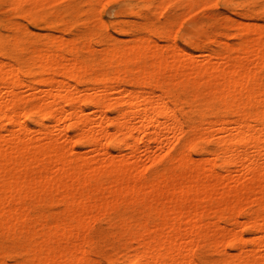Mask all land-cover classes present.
<instances>
[{"label": "bare ground", "instance_id": "1", "mask_svg": "<svg viewBox=\"0 0 264 264\" xmlns=\"http://www.w3.org/2000/svg\"><path fill=\"white\" fill-rule=\"evenodd\" d=\"M257 2L0 0V264H264V24L182 36Z\"/></svg>", "mask_w": 264, "mask_h": 264}, {"label": "rangeland", "instance_id": "2", "mask_svg": "<svg viewBox=\"0 0 264 264\" xmlns=\"http://www.w3.org/2000/svg\"><path fill=\"white\" fill-rule=\"evenodd\" d=\"M249 4H250L249 10L247 9L248 8L247 5L243 6V8H244L243 9L241 7H235V6L229 7V6H226V5L221 4V3L214 4L212 6H205V7L200 8V9H196L193 12L189 13L188 15H185L186 23H185L184 29L182 31V34H184V35H182V36H184V38L186 37V39L191 40V41H187V43L190 44V49L195 51V52H198L197 49L201 48L200 51H202L203 53H206L208 50H210L212 48L213 43L215 42L213 40L216 38L218 40H220V41H216V43L219 42L216 45V47H218V49L219 48H226L228 46L229 47L234 46L238 42V39L236 37H234L233 35L231 36V32H232L233 28H232L231 21L225 20L227 16L232 17V19H234L238 22L239 21L244 22V21L248 20L249 23L254 22L256 24V23L260 22V24H264V8L261 5V3L257 2L256 4H253V3H249ZM243 10H245V11H243ZM103 11H104V17L108 21L110 27H112V28L114 27V29H115L117 27V23H115V19L117 18V11H118L116 6L108 4L104 7ZM247 11L251 12L252 16H251V13L249 15L248 14L249 12H247ZM245 12L249 18H247V15L245 14ZM2 15H3V11L0 10V16H2ZM4 16L7 17V15H4ZM243 16H245V17H243ZM252 18H253V20H252ZM221 21L222 22L224 21V23H221ZM113 22H114V25H113ZM200 23H204L205 25H203L201 28V25L199 26ZM254 23H251V24H254ZM197 26H199V29H195ZM112 28L110 31L114 32L115 30ZM229 32H230V34H229ZM42 33H45V30H42ZM121 38L126 39V36H121ZM155 43L158 46L164 47V48H166L170 44L169 41H165L163 39H160L159 37H156ZM196 45H198L199 47H197ZM186 62H188V64H190V59H187ZM206 63H207L206 60L196 61V64L199 67L201 65L206 64ZM79 150L82 152V154L88 153L87 152L88 148H86V147H81ZM144 152H145L144 147L140 148L137 156L139 157L138 161L140 163V166H142V167L146 166L147 167L150 163H149V160L146 158ZM228 169L230 171H232V176L239 174L235 171L234 167H229ZM231 169H233L234 171ZM239 175H241V174H239ZM125 207H126L125 204H123V206L122 205L120 206L121 210H124ZM250 208L254 209V206H252V207L250 205H248L247 207L245 206V207L241 208L240 213L241 214L246 213L247 210H249ZM63 209H64V206L61 203H58V204L53 205V206L47 205L44 208L45 211L48 210V211H55V212H59V210L61 211ZM75 209H76L75 211L80 210L78 207H75ZM239 220L240 221L244 220L243 215L241 217H239ZM226 226L229 227V226H231V224H227ZM108 227L109 226H108L107 222L102 221L101 219H98V220H96V222L92 226L91 232H93V234H96V233L100 232L102 229L104 230V229H107ZM248 237H250V235H248ZM99 245H100V249H99L100 252L98 253V255H95L94 258L96 260L101 259L102 261L106 262L105 257L107 254L110 253L109 245L107 243L105 244L102 242H100ZM118 254L120 255V253H117L116 255H118ZM116 255L114 254V257H116ZM212 257L217 258L218 255L213 254ZM123 263L124 262H122V264ZM109 264H119V263L115 262V263H109Z\"/></svg>", "mask_w": 264, "mask_h": 264}]
</instances>
